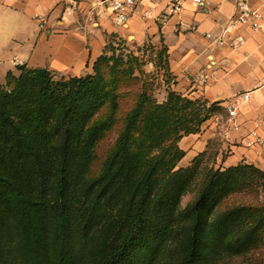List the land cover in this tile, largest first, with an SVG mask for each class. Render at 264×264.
Instances as JSON below:
<instances>
[{
  "label": "trees",
  "instance_id": "obj_1",
  "mask_svg": "<svg viewBox=\"0 0 264 264\" xmlns=\"http://www.w3.org/2000/svg\"><path fill=\"white\" fill-rule=\"evenodd\" d=\"M140 66L108 45L93 75L56 80L24 65L18 77L8 72L7 89L0 84V264H162L168 249V264L264 255V171L239 164L199 176L202 154L181 167L182 139L222 109L175 91L160 103ZM111 132L103 170L91 178Z\"/></svg>",
  "mask_w": 264,
  "mask_h": 264
},
{
  "label": "crops",
  "instance_id": "obj_2",
  "mask_svg": "<svg viewBox=\"0 0 264 264\" xmlns=\"http://www.w3.org/2000/svg\"><path fill=\"white\" fill-rule=\"evenodd\" d=\"M104 0H0V70L6 80L17 66L44 68L61 77L92 74L95 62L111 42L126 45L146 40L161 42L167 49L172 89L192 100L219 103L221 117H213L200 134L182 139L186 152L180 163L186 167L218 141V167L248 164L264 171V144L246 146L250 132L257 130L264 141V0H185L179 14L164 22L161 15L172 0H141L128 23L117 26ZM244 1L261 14V28L239 27L235 34L245 44L238 50L217 47L212 37L239 16L238 2ZM73 12H68L72 7ZM39 15L45 28L39 27ZM208 75L205 84L199 79ZM1 80V79H0ZM249 99L238 105L240 129L233 143L221 137L225 106L241 94ZM191 144V145H190ZM189 145V147H186Z\"/></svg>",
  "mask_w": 264,
  "mask_h": 264
},
{
  "label": "rangeland",
  "instance_id": "obj_3",
  "mask_svg": "<svg viewBox=\"0 0 264 264\" xmlns=\"http://www.w3.org/2000/svg\"><path fill=\"white\" fill-rule=\"evenodd\" d=\"M108 45H112L114 49L117 50V54L133 53L134 56L140 58L141 66L139 71L145 73L146 75H150L151 79L153 80L155 98L160 103L166 101L169 92L173 91V77L170 73L167 49L164 44L158 41H153L152 39H148L143 44H136L135 46L133 44L126 45L119 42H111ZM109 54L112 55V52L110 51ZM93 74L94 72H92L91 75ZM13 75L18 77L20 73L16 71L13 73ZM54 77L56 80L63 78L57 74H54ZM0 79V84L7 89V79H3L1 70ZM221 113L222 111H219L215 116L220 118ZM115 140L116 135L114 132H111L104 138L103 142L98 148L97 157L93 161L91 170L89 172V176L91 178L98 176L102 172L105 159L109 155ZM180 145H182V141L180 142ZM218 145V141H212L208 146V150L199 158V164L197 168L199 176L204 175L208 169H217V159L218 155L220 154ZM186 147H189V145ZM196 192L197 186H195L194 189L191 190V192L184 198L183 207H185L186 204L193 199ZM174 255L175 254L171 252L170 249L166 250L162 264H168ZM220 264H264V255L253 254L245 257H224L220 261Z\"/></svg>",
  "mask_w": 264,
  "mask_h": 264
},
{
  "label": "built area",
  "instance_id": "obj_4",
  "mask_svg": "<svg viewBox=\"0 0 264 264\" xmlns=\"http://www.w3.org/2000/svg\"><path fill=\"white\" fill-rule=\"evenodd\" d=\"M19 1V0H15ZM141 0H104L100 4L109 9L110 17L117 26H124L128 23L131 15L136 11L137 5ZM185 0H172L167 11L161 15L160 19L164 22L169 16L179 14L182 10ZM196 4H201L206 0H193ZM239 16L237 19L228 23L223 29L222 33L218 37H212L210 34H206V38L212 39L214 44L220 48H229L233 51H238L246 42L243 36H236L235 31L239 27H249L254 31H258L261 28V14L258 10H253L244 1L238 2ZM76 7H72L70 11L73 12ZM35 20L39 22L41 29L45 28V24L42 22V18L39 15L35 16ZM209 76H202L199 81L202 84L207 83ZM249 99V94L244 93L239 95L233 100H230L225 106L226 118L221 124V137L229 145L233 143L232 133L237 132L240 129V125L237 122L238 117V105L242 101ZM251 139L246 142L248 148L260 146L264 144L262 137L257 130L250 132Z\"/></svg>",
  "mask_w": 264,
  "mask_h": 264
}]
</instances>
